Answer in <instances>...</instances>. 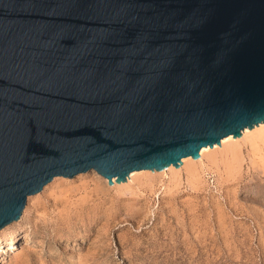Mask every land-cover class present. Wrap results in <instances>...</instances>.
<instances>
[{
  "label": "water",
  "instance_id": "water-1",
  "mask_svg": "<svg viewBox=\"0 0 264 264\" xmlns=\"http://www.w3.org/2000/svg\"><path fill=\"white\" fill-rule=\"evenodd\" d=\"M260 123L264 0H0V230L55 177L119 184Z\"/></svg>",
  "mask_w": 264,
  "mask_h": 264
},
{
  "label": "rangeland",
  "instance_id": "rangeland-1",
  "mask_svg": "<svg viewBox=\"0 0 264 264\" xmlns=\"http://www.w3.org/2000/svg\"><path fill=\"white\" fill-rule=\"evenodd\" d=\"M243 152L231 174L213 166L227 162L222 150L206 156L197 191L186 168L178 189L173 171L152 175V193L141 189L148 177L124 191L90 171L55 177L0 230V264H264V162L253 165ZM101 186L109 190L103 199L94 192ZM138 195L149 203L132 207Z\"/></svg>",
  "mask_w": 264,
  "mask_h": 264
},
{
  "label": "bare ground",
  "instance_id": "bare-ground-1",
  "mask_svg": "<svg viewBox=\"0 0 264 264\" xmlns=\"http://www.w3.org/2000/svg\"><path fill=\"white\" fill-rule=\"evenodd\" d=\"M243 148L244 149L246 148L247 155L249 156V158H250V160H251L253 165H256V163H258V162L259 163L260 162H262V163L264 162V124L263 123H260L259 125L254 126L250 130L245 128L243 130L241 136L238 137V138H233L231 135L223 138L221 140L220 146L219 145H214L212 148L203 147L200 150V156H199L198 160H194L191 157H186V158L182 159V164H183V160H184V165L181 164L182 166L180 165L178 168H174L173 166H169L170 168L167 167L168 168L167 170H165L166 169L165 168V169H163L161 171H156V170H153V171L149 170V171H142V172L133 171V172H131L129 174V176H128L129 179L127 178L126 182L127 181L128 182L126 184H123L125 182H122V184H120V183L118 184V183L115 182V178H113L112 185L108 184V186L110 188H112V189L113 188H117L119 191H124V190L130 188L129 185L132 184V182L139 181L142 178H145V177L147 178L148 177V178H150V180L152 179V182H149L148 181L149 179H148L147 181L149 183L147 184V186L142 184L141 189L144 192H146V193H147L148 190L151 189V193H152V191H154L155 187H156V184H154L155 181L153 182V180L155 178L152 175H154V176L155 175H166L167 172L173 171L174 175L173 174L172 175L175 178L171 181L172 187L174 189H178L183 184L180 172L182 171V169L186 168L187 174H188V180H187L188 187L191 190H196L197 191L200 188H202L201 186L205 182V178H204L205 172L204 171L200 172L198 170V168H196L198 163L203 164L204 163V158L206 156H208L209 154H212L214 152L216 154L218 152V150H222L224 155H225V160L227 162L223 163V162H220V161H215L213 163V166L215 165V167L217 169H219V166H220V163H221V164H223L224 169H225V171L227 173L228 172L229 173L233 172L234 170L237 171L238 168L240 170V168L242 167V165L244 163V160H245ZM90 172L96 173L93 170H91ZM54 179H56V178H54ZM126 187H128V188H126ZM98 188H95L94 192L98 196L99 199H103L106 196V194L108 193L109 190H106L103 187H102V189H100V188L98 189ZM92 194H94V193H92ZM129 200H131L130 201V205H132V207H134V208L137 207L141 203H143L144 205H147L149 203L148 199H143L142 195H138L137 197H134V198L129 199ZM141 209H142V207L139 208V210H141ZM12 241H13V238H10L11 244H12Z\"/></svg>",
  "mask_w": 264,
  "mask_h": 264
}]
</instances>
